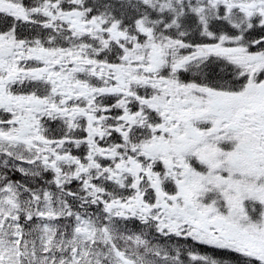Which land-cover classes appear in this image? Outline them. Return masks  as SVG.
<instances>
[{
  "label": "snow or ice",
  "instance_id": "snow-or-ice-1",
  "mask_svg": "<svg viewBox=\"0 0 264 264\" xmlns=\"http://www.w3.org/2000/svg\"><path fill=\"white\" fill-rule=\"evenodd\" d=\"M0 264H264V0H0Z\"/></svg>",
  "mask_w": 264,
  "mask_h": 264
}]
</instances>
